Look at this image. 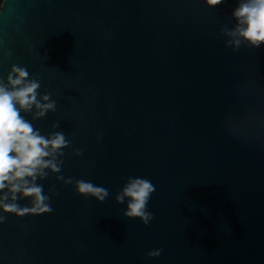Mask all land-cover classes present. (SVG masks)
<instances>
[{
    "label": "water",
    "instance_id": "1",
    "mask_svg": "<svg viewBox=\"0 0 264 264\" xmlns=\"http://www.w3.org/2000/svg\"><path fill=\"white\" fill-rule=\"evenodd\" d=\"M242 2L1 1L0 83L24 69L54 108L21 116L66 143L28 178L50 211L0 191V264H264V44L229 35ZM137 178L147 224L117 201Z\"/></svg>",
    "mask_w": 264,
    "mask_h": 264
},
{
    "label": "clouds",
    "instance_id": "2",
    "mask_svg": "<svg viewBox=\"0 0 264 264\" xmlns=\"http://www.w3.org/2000/svg\"><path fill=\"white\" fill-rule=\"evenodd\" d=\"M223 0H207L209 6H217ZM238 23L236 28L229 33L233 37H242L253 46L264 44V0H244L233 13ZM237 45L239 40L234 41ZM8 77L11 90L0 83V191L8 188L12 199H16V193H22L25 197H34L35 206L32 212L50 211L43 205L46 199L42 195V189L29 183L28 178L35 180L42 170L51 167L54 171L59 169L51 160L45 159L52 152L65 145L63 135L57 133L52 138L41 136L33 126L20 114V110L30 111L33 105L38 109L37 116L54 108V104H41L37 101V88L35 81L26 82L27 72L24 69L14 67ZM48 97L45 96L44 100ZM17 105L19 107H17ZM152 183L146 179H131L122 194L117 196L118 202H123L125 197L130 198L128 211L125 215L139 217L145 224L151 218V214L145 211L150 194L154 191ZM78 191L82 194H91L103 201L108 195V190L89 182H78ZM7 194L2 199H7ZM0 199V204H2ZM6 212H16L15 204H3ZM24 212L29 209H24ZM157 255V253H150Z\"/></svg>",
    "mask_w": 264,
    "mask_h": 264
},
{
    "label": "crops",
    "instance_id": "3",
    "mask_svg": "<svg viewBox=\"0 0 264 264\" xmlns=\"http://www.w3.org/2000/svg\"><path fill=\"white\" fill-rule=\"evenodd\" d=\"M2 0H0V2H1Z\"/></svg>",
    "mask_w": 264,
    "mask_h": 264
},
{
    "label": "rangeland",
    "instance_id": "4",
    "mask_svg": "<svg viewBox=\"0 0 264 264\" xmlns=\"http://www.w3.org/2000/svg\"><path fill=\"white\" fill-rule=\"evenodd\" d=\"M1 3V2H0Z\"/></svg>",
    "mask_w": 264,
    "mask_h": 264
}]
</instances>
